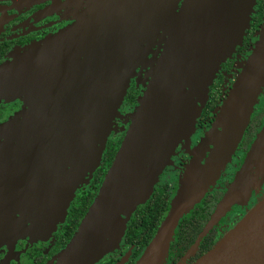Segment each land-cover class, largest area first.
Returning <instances> with one entry per match:
<instances>
[{
    "label": "water",
    "instance_id": "water-1",
    "mask_svg": "<svg viewBox=\"0 0 264 264\" xmlns=\"http://www.w3.org/2000/svg\"><path fill=\"white\" fill-rule=\"evenodd\" d=\"M178 1L110 0L63 49H32L12 66H0V96L34 95L0 125V238L7 230L56 229L85 176L101 163L127 94L132 55L142 36L166 19L152 31L155 39L163 30L162 50L144 63L148 83L113 161L69 243L49 264H97L120 246L133 212L151 196L176 146L190 140L210 85L243 41L256 4L183 0L179 9ZM263 87L264 21L181 189L135 264L165 261L180 219L210 191L238 148ZM254 171H264V127L200 237L239 191L258 185L250 183L257 182ZM192 264H264V196Z\"/></svg>",
    "mask_w": 264,
    "mask_h": 264
},
{
    "label": "flooded vegetation",
    "instance_id": "flooded-vegetation-1",
    "mask_svg": "<svg viewBox=\"0 0 264 264\" xmlns=\"http://www.w3.org/2000/svg\"><path fill=\"white\" fill-rule=\"evenodd\" d=\"M102 1L104 4L98 6L97 3L99 0H0V66H5V68H7L8 66L15 64L16 60H23L29 50L37 49L49 36L58 33L65 26L77 24L78 22L81 23V21L85 18L84 16L89 15V12L93 11L95 7L98 6L96 8V12L98 11V13H100L110 2V0ZM258 3L259 0H256L250 23L253 22L256 15ZM182 6L183 0H179V9H181ZM165 20L166 19L163 20V23H165ZM92 21L93 20L89 21L87 26H89ZM263 21L264 17L259 23L257 29L249 38L247 37L248 33L246 31L242 43L236 48V53L222 62L215 79L210 85L209 98L207 100L209 101L215 91L218 90L219 94L217 104L207 113L206 108L203 107L202 112L197 119L196 132L192 137L193 144H196V138L198 135L200 136L198 141H201L203 135H205L206 132H208L213 126L228 92L233 88L235 83L234 81L231 88L229 87V90L227 88L225 89V85L228 84V76L230 73L233 74L237 66H241V61L243 62L245 57L251 53L258 38ZM162 34L163 30H160L158 34H155V39H150V42L153 41L152 43L154 44L147 46V54L144 57L145 61L152 59L158 50H162V38H160ZM78 36L73 41H76ZM248 45H250V47H248ZM240 55L243 56V60L238 59ZM145 66H147V64H144L143 67L139 66L136 69L135 74L130 78L127 94L120 106L121 113L125 115H123V121L120 122L121 118H117L115 120L118 129L123 130L120 131V134L116 137H114L113 133V135L111 134L112 136L110 135L108 138V141L114 140L119 142V146L126 129L130 124V117L128 114L135 110L138 98L145 90L146 83H148L146 72L149 67L147 68ZM23 106L24 102L19 97L13 98L11 96H0V125L6 123L12 116L19 112ZM263 127L264 103L261 106H255L251 116V122L248 129L245 131V134H247V140L243 137V140L239 143L237 148L241 151V166L243 165L245 157L255 141L257 134ZM191 152L192 148H184L183 141L180 142L175 148L171 166L164 168L159 177L158 183L154 187L153 193L156 191L158 193L161 189L165 191V199L168 200L169 208L171 199L178 188L179 176L185 168L187 161L190 159ZM109 166L105 168V171L102 174L98 173V168L93 172L90 181L85 183L83 187L76 192L73 200L70 202L64 221H59L56 229L52 232L38 234L26 229L5 231L2 238H0V264H49L50 262L55 261L57 254L67 246L75 230L80 224L83 216L90 206L87 205V209L84 212L87 200L90 196H92L93 201ZM234 176L235 172L223 188L210 190L212 194H221V199L227 190V186L234 179ZM263 196L264 193L262 194L259 192L255 200L248 206H245L241 212L237 213L233 218L232 216L228 217L226 222L222 221V219L219 220V222L214 224L211 228H214L218 233L220 232L223 237L226 232L233 228L243 218V216H245L248 210ZM145 203H143V205ZM215 208L216 205L213 208V211ZM168 210L166 211V214ZM206 226L207 225H205V227ZM205 227H203L193 243H191L184 251L183 242L178 241L174 236L173 240L170 242L168 256L164 264H192L202 254H204L206 251L201 254L199 253L200 248L195 247L194 245ZM154 235L149 239L148 243ZM144 240L145 237L143 234L140 235L138 240L132 241L128 240V237L124 236L121 240L119 248L105 255L97 264H104L105 262L116 264L121 259H125L124 264H135L148 244L147 243L140 251V245L144 242ZM193 248L194 250L192 251Z\"/></svg>",
    "mask_w": 264,
    "mask_h": 264
},
{
    "label": "rangeland",
    "instance_id": "rangeland-1",
    "mask_svg": "<svg viewBox=\"0 0 264 264\" xmlns=\"http://www.w3.org/2000/svg\"><path fill=\"white\" fill-rule=\"evenodd\" d=\"M97 4H98V6H100L101 4H104V2L102 0H99V2ZM97 7L94 8L95 12L93 10V11L89 12V15H85L84 16L85 18L81 21V23L78 22L77 24L65 26L58 33H56V34H54V35L49 36L48 38H46L42 42V44L37 49H35L36 52H38L40 54H46L47 52H55V51H59V50L63 49L67 45L68 42L74 40L81 33V31L87 26V24L89 23V21L93 20L97 16V13H98V11L96 12V8ZM163 20L164 19H162L161 21H159V23L156 25V27H158L160 24H162ZM155 28H152V30H150L149 32H147L146 34H144L142 36L139 44H138L137 50H136L135 54L133 55L132 61H131L132 62L131 64L135 63V65H133V71H132L131 77L135 74V71H136V69L139 66H142L143 67L144 63L147 62L144 59V57L147 54L146 53V51H147L146 48H147L148 45L151 46V43L152 42H150V39H151V37L153 35V32L152 31L155 30ZM159 31H157L156 34H158ZM250 45H248V47H250ZM236 48H237V46H236ZM236 48L232 52V54L229 55L228 57H231V56H233L236 53ZM250 54H248L245 57V59H244L243 62L241 61V66L238 65L237 68L234 70V73L233 74L232 73L229 74L228 79H227L228 84L225 85V89L227 88L229 90L231 88V86L233 85L234 81L237 79L238 75L240 74V69L241 70L243 69V67H244V65H245V63H246V61H247V59H248V57H249ZM242 58H243V56L240 55L238 59L239 60H243ZM148 61H150V60H148ZM131 64H129V65H131ZM230 92H231V90L228 92V95L230 94ZM105 93L106 94L108 93V89L105 90L104 94ZM228 95L226 96V98L228 97ZM11 97H13V98L19 97V98H21V100L23 102H27L28 103L29 101L32 100V98L34 97V95H21V94L20 95H17L16 93H12L11 94ZM99 97H102L101 93L95 99V101H94L95 103L98 102ZM263 103H264V87L262 89V92H261V94L259 96L258 103L256 105H260L261 106ZM219 112H220V110H219ZM131 113L128 114L129 117H130ZM123 115L124 114L121 113L120 108H119V115L115 118V120L117 118L118 119L121 118L120 119V122H122L123 121V117L125 116V115L124 116ZM115 120H114V125H113L114 128H112V130L110 132V135L111 134L113 135V133H114V137H116L118 134H120V131L123 130V129H118V126L116 125ZM125 124H126V121H125ZM195 132H196V126H195V130H194L193 134L191 135L190 140L186 139V142L183 143V147L184 148H189V149L192 148V152L190 153V159L187 161V164L185 165V168L183 169V171L181 172V174L179 176L178 188H177L174 196L172 197L170 204L172 203V201L174 200V198L177 196L179 190L181 189L182 184H183V178L185 176V173L188 170V167L191 164L192 160L195 158V156L197 154V149L199 148V147L197 148V146H198V144L202 141V139L205 136V135H203L201 141L200 140L198 141V139L200 138V136L198 135L197 138H196L197 139L196 144L195 143L193 144L192 137L194 136ZM0 142H2V141H0ZM173 154L171 155L170 163L168 165H166L165 167L171 166ZM241 159H242L241 151H240V149H236L235 153L231 157V160L227 163V165L225 166L224 170L222 171V173L220 174V176L217 178L215 184L211 187L210 190H214L215 188H223L226 185V182L230 180L232 174H234V172H235V175H236V173L240 170V168H241V164H240ZM4 167H5V160L3 159V154H2V152L0 150V171L1 172L3 171ZM90 175L91 174L89 173L87 176H85V179H88V181H86V182L84 181L82 184H80V186L75 191V194H76V192L79 189H81V187H83V185L85 183H88L90 181V178L92 176V175L91 176ZM160 175H159V177H160ZM254 175H255V180L257 182H250V183H253V184L255 183V184H258V185H256L255 187H254V185H247L244 189H242V191H239L237 193V197L231 201L230 206L224 211L225 213L222 214L220 220L222 219V221L226 222V220H227L228 217L232 216V218H233L237 213L241 212V210H243V208L245 206H248L249 204H251L255 200V198H256V196L258 195L259 192H261L262 194L264 193V191H263L264 190V171H262L260 173L254 171ZM158 181H159V178L157 179V181L155 183V186L158 183ZM228 186H227V188H228ZM24 219H26V215L24 216ZM64 219H65V217L63 219H61L60 222L64 221ZM22 226H24V224H22ZM167 256H166V258H167ZM165 261H166V259H165ZM165 261L158 262L156 264H164Z\"/></svg>",
    "mask_w": 264,
    "mask_h": 264
},
{
    "label": "trees",
    "instance_id": "trees-1",
    "mask_svg": "<svg viewBox=\"0 0 264 264\" xmlns=\"http://www.w3.org/2000/svg\"><path fill=\"white\" fill-rule=\"evenodd\" d=\"M263 17H264V0H259L258 9L256 10V15L253 19V22L250 23L249 29H247L248 38L257 29ZM218 94L219 91L216 90L213 96L211 97V99L206 102V105L204 106L206 108V113L211 109H213L217 104ZM243 137L245 138V140H247L246 139L247 134H245V136L243 135ZM107 142L108 143L106 144V148L104 150L101 163L99 165L100 167L99 166L97 167L99 174H102L105 171V168L110 165V162L112 161L114 154L116 153L117 148L119 146V142H116L114 140H110ZM155 193L152 192V195L148 198V201H146L144 205L143 204L139 205L136 208L129 222L127 223V229L125 231L124 236L128 237V240L130 241L138 240V238L142 234L145 237L144 242L140 245V251L145 247L149 239L154 235L155 231L158 229L160 223L162 222L166 214V211L169 208L168 200L165 199L166 197L165 191L161 189V191H159L158 193L156 191ZM220 196L221 194L219 193L212 194L211 191H208L205 194V196L201 199V201L197 203L189 213L185 214L182 217V219H180L179 221L180 223H178L177 227L175 228L174 236L177 238L178 241L183 242V251L187 249L191 243H193L196 236L200 233L203 227H205V225H208V223L211 220L212 214L214 212L213 208L215 207V205L217 207L218 202L222 199V198L220 199ZM91 201H92V196L88 198L86 206L84 208V212L87 209V205H90ZM199 237L196 240V242L198 243L196 247L200 248L199 253L202 254L208 249L212 248L213 245L222 237V234L220 232L218 233L214 228L213 229L210 228L209 231H207L204 236L200 237V239ZM104 264H110V262L107 263L105 262Z\"/></svg>",
    "mask_w": 264,
    "mask_h": 264
}]
</instances>
